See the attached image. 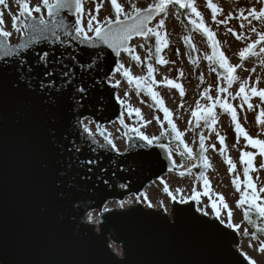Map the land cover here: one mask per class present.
<instances>
[{
    "label": "snow or ice",
    "instance_id": "snow-or-ice-1",
    "mask_svg": "<svg viewBox=\"0 0 264 264\" xmlns=\"http://www.w3.org/2000/svg\"><path fill=\"white\" fill-rule=\"evenodd\" d=\"M264 2V0H262ZM5 0H0V4H4ZM104 0H99L95 3L94 10H85L84 0H38L35 5H32L31 0H16L18 7V13L12 15V29L20 34L19 42L16 44L10 43V38L13 35V31L6 30L4 25L3 13H0V100L6 99L8 94L19 93L20 89L23 88L30 95L37 96V89L39 90L38 98L41 99L45 104L55 108L61 97L70 99L73 104L78 108H83L84 105L81 101L90 98V92L87 85L84 83L83 77L78 78L77 71L73 65L83 69L85 65L91 70L93 67L97 71L101 70V65L107 60V54L105 49H110L112 53H115L117 57L121 53L128 54L132 60L138 64L142 63L139 55L136 54V49L130 43L134 37H143L147 40L149 37L155 38V52L157 56V63L165 64L168 61L160 57V53L163 48L168 47L167 33L163 32L165 21L160 19L154 26H150L153 19L166 11L169 5H177L180 9H187L189 11L188 23L191 24L194 30L201 32L208 41L209 47L211 48V54L206 55L205 59L210 63L218 66L219 69L223 70L224 79L230 86L235 80L238 79L234 75L235 69L240 67L239 64L232 65L229 63L228 58L224 52L220 50V42L215 38V33L204 23V19L201 12L198 11L195 6V0H155V2L148 4L147 7H138L135 3L129 0V9L126 10L124 4L119 3L118 0H109L112 9L111 16H105L103 19L99 18V12L103 6ZM207 8L211 10V17L215 21L217 14L222 9L213 0H207ZM251 17V19H249ZM239 18L242 20H248L251 24L252 20H259L264 23V7L250 8L247 10V15L243 11L240 12ZM232 19V14L219 21V23H227V20ZM243 27V25H241ZM256 33L257 39L252 43L247 44L246 47L242 48L238 55L243 60L247 56L264 54V31L257 32L255 27L250 29ZM228 31L236 36L237 39L242 37L234 32L233 29L229 28ZM70 38L71 41H75L76 45H69V47H62L59 55H57V49L52 47H44V43L49 40L53 44L63 45L67 43L61 39V37ZM183 40L189 45L193 51L195 46L191 43L190 36H184ZM257 45H261L259 53L255 51ZM83 46V47H81ZM144 47V45H140ZM70 48H74L70 51ZM83 52L89 57L88 60H84L79 53ZM150 52V50H149ZM31 56V59H29ZM149 58H151L149 56ZM195 62V61H193ZM264 64V60L261 61ZM210 71L216 72L217 68L212 67ZM252 71H255L253 69ZM154 68L149 64L147 65L146 76H133L131 70L123 63L117 62V66L111 75L106 74V79L111 87H119L121 81L114 80L113 78L117 73L127 81L129 86H134L137 94L141 91L145 92L150 96L155 106L159 107L164 113V119L167 122L168 129H164L160 134L149 136L146 135L141 128L149 123L150 120H144L141 110L139 108H133L128 104L126 99H122L119 95L115 96V99L121 106H126L125 111L129 117L133 114L140 122V126H129L125 124L123 119V113L119 118V123L128 131L138 137L140 140L145 141L147 146H153L154 142L160 148L165 149L168 154L169 161L172 164V168L169 171L176 169L189 170L190 168L197 167L195 161L199 160L204 168L211 167L208 157L205 155L207 149L205 146V137L203 135L199 138V153L194 155L192 148L182 139L184 133L181 132L174 121L170 118L171 112L165 107L163 99L159 94L153 90L152 84L159 83L153 78ZM183 75V73H181ZM219 76V73H218ZM166 84L173 88L180 90L181 96L184 95L182 86L173 80H166ZM248 92H245V89ZM218 92H226V89L220 87L217 89ZM249 93L252 96H258L262 102H264V89H257L255 85L249 86L248 81H241L240 87L236 93L237 96L242 95V104H248V108L251 109L253 106L248 103ZM129 93L126 91L124 96L127 97ZM201 95L212 100V97L208 96V89H205ZM73 104L68 106V110L71 112ZM219 105L225 112H227L235 126V132L237 138L243 135L245 141L254 149H259V156L264 157V140L256 139L251 137L241 123L238 122L236 109L230 103L222 101L221 97L217 96L215 102L209 104L203 111H201L200 102H196V108L192 111V117H195L197 121L203 119L205 125L211 128L212 125L217 123V118L213 112V109ZM75 125L71 120L65 121V132L68 135H76L79 128L82 126V133L79 134L80 144L77 146L75 140L68 141V135L64 133L60 134L59 144L57 145V134H56V118L52 117V127L48 129L51 142L57 145L59 151H66L69 154L70 159L66 164H61L59 167L54 168V191L55 197L60 202H65L68 207L64 210L68 213L71 220L81 227L88 233L92 232V228L88 222L93 221L91 213H87L86 222L81 223V215L84 208L90 206L91 202H95L96 207L99 208L103 200L101 197L97 199V194L100 191V185H110V181L105 177L108 174V169L104 168L101 164V157L95 155L99 150L104 148L103 144H98L95 140V134H99L103 137L104 142L112 150L119 153L116 144L111 138V133H108L106 129H102L97 124L96 133L88 127L87 124H83L81 119L82 114L77 112L74 113ZM261 116H264L262 111L257 116L258 123H264L261 120ZM154 119L159 121L158 117ZM91 122V121H90ZM191 124V121H189ZM71 129V131H69ZM170 129V132L168 130ZM168 132L169 140L175 141L177 144L176 152L189 163L177 164L172 159V150L168 148L164 143H159L165 133ZM84 133L87 137L91 138L90 142L85 139ZM127 135V133H125ZM217 138L221 144L220 152L224 154V141L225 137L217 133ZM69 144L71 146H69ZM96 145V147H91ZM211 147L215 148V145ZM87 148L94 155L86 156L81 158L84 154V149ZM255 153L250 151L241 150L240 162L245 165L243 169L244 173V190L241 191V180L238 176L232 179V184L237 192H240V198L236 202L237 209H243V219L249 224L252 223L251 214H255L256 217L264 221V197L260 196V193H264V186L257 188L253 180L249 177V172L256 170L254 165ZM225 163L228 165V172L233 173L235 170V164L230 158H225ZM44 168H48L49 165L45 162L42 165ZM259 168L264 169V162L260 163ZM184 173L181 172V175ZM112 176H116V172H112ZM199 179L202 181V191H198L194 186L191 189L189 197L183 195H177L181 193V189L177 188L175 192L170 191L169 186L166 182L161 180L164 184L163 191L176 203L189 204V201H195L200 203V197H208V205L206 207L211 208V213L207 210L202 211L203 216H209L210 214L214 217V221L211 227L217 231L223 232L226 237H230L232 233L227 232V229L235 231L241 230V225L235 223L233 220V209L227 204L225 198L220 193H211L210 181L207 176L203 173ZM120 187H126V185H120ZM248 189H252L249 193ZM216 197L218 199H214ZM145 200H148L147 196H144ZM126 201L118 202L117 207L123 209ZM247 205V207H245ZM148 207H153L151 201H148ZM189 207L191 205L189 204ZM95 210V209H94ZM200 211L201 209H197ZM226 210L225 219L224 212ZM178 210H173V216L176 215ZM102 212L114 215L113 211L107 207L102 208ZM97 220L99 217L96 218ZM218 221V223H216ZM223 226V228H221ZM256 229L260 233H264V227L255 225ZM106 228H102L101 234L96 237L101 250L107 255L111 261V264H125L127 256L126 246L122 253L119 254V258L113 255L112 252L108 251L105 247V241L103 238V231ZM248 229H243V235L247 236ZM253 239L256 238V233H252ZM119 235L113 237L114 241H120ZM235 243L233 239L231 241ZM251 246V245H250ZM259 251L264 252V242H261ZM245 259L249 261V264H256L246 253L243 254Z\"/></svg>",
    "mask_w": 264,
    "mask_h": 264
},
{
    "label": "water",
    "instance_id": "water-1",
    "mask_svg": "<svg viewBox=\"0 0 264 264\" xmlns=\"http://www.w3.org/2000/svg\"><path fill=\"white\" fill-rule=\"evenodd\" d=\"M139 38L143 37L133 39ZM61 39L67 43L53 44L49 40L43 46L56 48L59 55L62 47L76 45L70 38L62 36ZM105 52L107 60L100 71L95 67L89 70L87 65L83 69L73 65L90 92V98L81 101L83 108L64 97L52 108L38 98V89L37 96L21 88L17 95L10 93L0 100V264H111L96 239L102 228L107 229L103 231L105 247L117 259L126 246L125 264H249L236 248L239 243L236 231L227 229L232 235L226 237L211 227L214 217L203 216L193 201H189L191 207L173 202L170 216L161 209L144 207L140 203L111 209L114 215L102 212L108 201H122L126 196L138 195L168 172L187 171L179 168L169 171L172 164L165 149L157 144L147 146L145 141L120 125L122 110L115 99L117 87H111L106 79V74L115 71L120 56L110 49ZM79 55L84 60L89 59L83 52ZM70 104H73L71 112L68 110ZM77 112L82 114V120L89 117L96 124L116 121L126 141L125 150L118 153L94 137L98 144L104 145L95 155L101 157L102 166L108 169L105 178L111 186L101 184L97 194V199L103 198L100 207L97 208L93 201L81 215L83 223L87 213L97 210V224L88 222L91 233L71 220L64 211L68 205L56 199L53 187L54 168L70 159L66 151L61 152L57 147L60 134L68 135L65 121L71 120L75 125L74 113ZM53 116L57 145L51 142L48 132ZM80 133L82 126L76 135H68V141L75 140L77 146H82ZM83 135L90 142L91 138L86 133ZM92 155L85 148L81 158ZM45 162L48 168L42 166ZM122 184L126 187H120ZM174 209L178 210L175 216ZM116 235L120 241L113 240ZM242 237L247 239L248 235L242 234ZM233 239L235 243L231 242ZM111 243L119 247L120 253L112 249Z\"/></svg>",
    "mask_w": 264,
    "mask_h": 264
},
{
    "label": "rangeland",
    "instance_id": "rangeland-1",
    "mask_svg": "<svg viewBox=\"0 0 264 264\" xmlns=\"http://www.w3.org/2000/svg\"><path fill=\"white\" fill-rule=\"evenodd\" d=\"M32 1H34V5L38 2V0ZM98 2L99 0H84L85 10H94L95 3ZM118 2L124 4L126 10L129 9V0H118ZM131 2L141 8L147 6L145 0H131ZM213 3L222 9L217 14L215 21L211 17V10L207 8V0H195V6L201 12L204 23L215 33V38L220 42V50L224 52L230 64L240 65L234 72V75L238 79L230 86L224 77L219 78L216 72L210 71V68L214 66L205 59V56L210 54L211 48L209 47L207 38L196 30L191 33V40L195 46L196 60L193 62L191 59V55H189L190 51L183 40V37L187 34L186 30L180 24L177 5H169L166 11L159 14L151 24V26H154L160 19L165 21V26L162 31L167 33L168 47L162 49L160 57L168 61V63H157L156 52L153 53L148 44L140 38L132 40L131 44L136 49V54L139 55L142 63L138 64L126 53H123L119 59V63H123L125 67L129 68L133 76H146L147 65L149 64L154 68L153 78L159 83L152 84L153 90L163 99L165 107L171 112L170 118L174 121L177 128L184 133L182 139L192 149L199 146V138L201 135L206 138L205 146L207 151L205 155L208 157L211 167L203 171H200L196 167L190 168V171L183 172V175L169 172L153 181L142 194L129 195L122 201L130 202L128 205L140 203L144 207H148V201H151L153 205L151 208L161 209L170 216L174 201L163 191L164 184L161 183V180L168 184L170 191L175 192L177 188L181 189V193L177 195V199H179L180 195L189 197L191 189L194 186L198 191H202V181L199 177L203 173L210 181V194H222L227 204L233 209L234 222L241 225V230L236 231L239 235V243L236 246L237 250L242 255L246 253L256 264H264V252L259 251L261 242H264V235L253 230L248 225V222L243 219V209H237L236 207V202L240 198V192H237L232 184V179L238 176L241 180V191L244 190L243 169L245 165L240 162V154L241 150H243L255 153L254 165H256V170H250L249 177L253 180L257 188L264 186V169L258 166L264 162V157L259 156V149H254L247 144L243 135L239 136L238 140L235 126L232 128L233 122L230 115L220 108L219 105L213 109L217 123L212 125L211 128L205 125L203 119L197 121L191 115L192 111L196 108L197 101L200 102L201 111H203L209 104L214 103L216 97L219 96L222 101L230 103L236 109L238 122L241 123L242 127L251 137L264 140V123L257 122V116L264 111V102L258 96H252L249 93L250 98L248 103L253 106L249 109L248 104H243L241 107L242 98L240 96H237L235 99L232 98L236 96L240 83L244 80L248 81L249 86L255 85L257 89H264V64L261 63L264 60V54L247 56L243 60L238 55L242 48L258 38L256 33L250 30L252 27H255L257 32L264 31V23L259 20H252L251 24H249L248 20L240 19L239 14L243 11L247 15V10L250 8H256L258 10L264 7V2L262 0H213ZM3 7V19L5 22L3 26L6 30L13 31L10 43L15 44L20 39V34L12 29V15L18 13L16 0H5ZM229 13L232 14V19L227 20V23H219ZM111 15L112 9L109 0H104L99 12V18L103 19L105 16ZM229 28L233 29L242 38L237 39L236 36L228 31ZM140 45H144V47H140ZM260 46L257 45L255 48L257 53H259ZM253 69L255 71H252ZM113 79L121 81L120 86L117 87L116 95H119L122 99H126L128 104L133 108H139L144 120L151 121V123L143 126L141 131L149 136H158L162 130L168 129L163 111L153 109L152 99L149 95L143 91L137 94L134 86H129L127 81L119 73ZM169 79L182 86L183 96H181L180 90L166 84V80ZM220 87L225 88L226 92H218L217 89ZM205 89H208V96L212 97V100H208L201 95ZM126 91L129 93L127 97L124 96ZM245 92H248L247 87ZM126 106L120 105L125 123L129 126H140V122L137 121L134 114L129 117L125 111ZM154 117H158L160 122H157ZM261 120L264 121V116H261ZM82 121L83 124L88 125L94 134L96 133L97 124L91 118L86 117ZM189 121H191V124ZM99 126L102 129H106L108 133H111V138L116 144L117 149H119V152H123L126 148V141L121 126L116 121L104 125L99 124ZM217 133L225 137L223 155L220 152L221 144L217 138ZM94 137L100 142L104 141L103 137L99 134H95ZM159 143H162L161 140ZM154 144L156 143L154 142ZM167 145L172 150L173 160L178 165L184 163L185 160L176 152L177 144L171 141ZM212 145H215V148L211 147ZM226 157L230 158L235 164L233 173L228 172V165L225 163ZM251 191L252 189H248L249 193ZM145 195L148 200L144 199ZM260 196L264 197V193H260ZM213 198L218 199L216 197ZM200 201L199 204L193 201L195 202L196 208L201 209L199 212L202 213V211L207 210L211 213V208L206 207L208 205V197L202 195ZM117 205L118 200H110L106 203L105 207L109 209H120ZM90 213L94 218L92 222L97 224V210H92ZM224 215L226 219V210ZM209 216L213 217L211 214ZM259 224L261 227H264V221L260 220ZM245 228L248 229L249 233L247 239L242 237L243 229ZM253 232L256 233L255 239L252 237ZM111 247L114 250L116 248L119 249L114 243H111Z\"/></svg>",
    "mask_w": 264,
    "mask_h": 264
},
{
    "label": "trees",
    "instance_id": "trees-1",
    "mask_svg": "<svg viewBox=\"0 0 264 264\" xmlns=\"http://www.w3.org/2000/svg\"><path fill=\"white\" fill-rule=\"evenodd\" d=\"M145 1H146V3H147V6H148V4L155 2V0H145ZM178 11H179V21H180V24H181V25L183 26V28L186 30V34H187L186 36H190V37H191V33H192L193 31H195V30H194L193 26H192L191 24L188 23L189 11H188L187 9H180L179 7H178ZM201 34H202V33H201ZM202 36H204V35L202 34ZM204 37H205V36H204ZM142 40H143L146 44H148V46L150 47V50H151L153 53H155V38H154V37H149L147 40H145V39H142ZM191 43L193 44L192 40H191ZM185 44H186V43H185ZM186 46H187V48H188L189 51H190L189 55H191V56H190L191 59H192L193 61H195V60H196V52L193 51L192 48H191L189 45L186 44ZM191 50H192V54H191ZM210 54H211V51H210ZM210 54H209V55H210ZM212 65H213L214 67L217 68V71H216L217 76H218V73H219V76H218L219 78L224 77L223 70H222V69H219L218 66L215 65V64H212ZM152 104H153V109H154V110H159V109H160L159 107L155 106V104H154L153 101H152ZM233 127H234V124L232 125V128H233ZM168 132H170V129L168 130ZM168 132H166V133H165V136L161 138V142H162V143H167V144H168V143L170 142V140H169V136H168ZM172 142H174V143L176 144L175 141H172ZM192 150H193L194 155H198V153H199V146H197L196 148H194V149H192ZM195 163H196L197 166H198V167H196V168H197V169H200V171H203V170L206 169V168L203 167V165L201 164V162H200L199 160L195 161ZM197 169H196V170H197ZM245 207H247V205H245ZM251 219H252V223H251V224L248 223V225H249L253 230H255L256 232H258L257 229H256V227H255V225H259V226H260V224H259V221H260V220L256 217L255 214H251ZM258 233H260V232H258ZM261 234L264 235V233H261Z\"/></svg>",
    "mask_w": 264,
    "mask_h": 264
},
{
    "label": "flooded vegetation",
    "instance_id": "flooded-vegetation-1",
    "mask_svg": "<svg viewBox=\"0 0 264 264\" xmlns=\"http://www.w3.org/2000/svg\"><path fill=\"white\" fill-rule=\"evenodd\" d=\"M3 5H4V4H0V13H3V10H4Z\"/></svg>",
    "mask_w": 264,
    "mask_h": 264
},
{
    "label": "built area",
    "instance_id": "built-area-1",
    "mask_svg": "<svg viewBox=\"0 0 264 264\" xmlns=\"http://www.w3.org/2000/svg\"><path fill=\"white\" fill-rule=\"evenodd\" d=\"M32 5H34L33 1H31Z\"/></svg>",
    "mask_w": 264,
    "mask_h": 264
},
{
    "label": "bare ground",
    "instance_id": "bare-ground-1",
    "mask_svg": "<svg viewBox=\"0 0 264 264\" xmlns=\"http://www.w3.org/2000/svg\"><path fill=\"white\" fill-rule=\"evenodd\" d=\"M128 206H130V205H128ZM245 258V257H244ZM248 261V260H247Z\"/></svg>",
    "mask_w": 264,
    "mask_h": 264
}]
</instances>
